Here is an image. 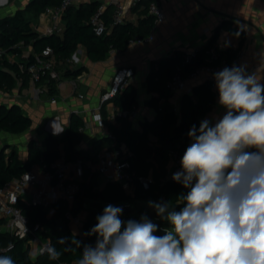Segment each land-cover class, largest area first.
<instances>
[{"label": "trees", "instance_id": "trees-1", "mask_svg": "<svg viewBox=\"0 0 264 264\" xmlns=\"http://www.w3.org/2000/svg\"><path fill=\"white\" fill-rule=\"evenodd\" d=\"M61 0H28L23 7L14 12L0 16V89L10 92L18 83L21 86L29 84L30 76L26 71L20 70L18 63L24 60L23 48L30 47L29 55L25 58L31 61L35 54L41 53L46 46L52 48L57 61V68L62 71V77L75 78L85 69L83 65L76 64L70 67L67 59L71 58L79 46H83L87 58L90 61L104 60L110 50H125L133 39H142L147 36L153 26V16L148 12V3L151 0H139L132 9L138 16L135 22L124 20L119 24L111 25L112 6H105L101 18L108 26L103 34H96L90 18L100 4L99 0H89L77 5L68 6L63 15V29L61 33H48L41 35L32 26V20L37 18L48 6H57ZM141 8H138L140 7ZM240 37L243 32L238 29ZM207 47V46H206ZM205 47V48H206ZM197 49L188 61L185 60V51L176 50L171 56L159 59L151 64L147 84L153 92L148 104L154 109V116L140 122L136 128L130 117L120 114L124 109H131L137 102V94L134 85L127 82L123 88L115 94L111 101L114 103V116L108 122V133L114 136L112 139L107 134L100 141H96L87 148L80 147L81 133L79 128L85 122L81 115L72 113L68 125L61 135L46 134L44 147L42 148L35 139L31 138L27 143V157L24 162L18 159V152L12 148L8 153L0 150V187L7 181L20 177L31 166L37 165L41 169H48L49 164L60 158L68 162L80 160L83 166L82 179L78 181L79 188L72 201L58 198L52 203L49 210L40 205L17 200V206L26 219L30 232L24 238H18L1 226L5 219L0 216V255L11 256L15 264H75L80 258L82 247L79 248L73 241L79 240L82 244L89 241L95 243V236H86L96 223V217L103 213L108 204L120 206L128 205V211H124L122 220L136 219L142 214L134 211L131 204H137L139 200L152 199L154 201L177 202L180 193L186 192L183 187L172 181H162L167 173V161L169 154L174 149L185 150L190 143L187 133L195 124L199 127L200 118L208 113L215 102L216 92L208 80L195 83L190 93H184L180 110L176 111L169 103L173 95L168 81L172 74L179 70L183 76H187L198 66L206 63H215L217 60L206 58L204 49ZM237 49V48H236ZM236 49L225 47L219 50V56L231 58ZM9 56H14L9 59ZM55 82L48 83L47 93L54 95L57 91ZM105 104L100 105L101 117L105 120ZM116 122V123H115ZM32 124V119L24 113L17 103L5 104L0 102V131L9 134H19L27 130ZM123 143L130 151L128 157L136 185L131 192L125 191L120 183L106 181L98 185L96 180L97 152L100 147L114 148ZM151 174L153 181L147 189H144L137 181L138 177ZM179 210V207L176 208ZM85 211L84 236L74 232L69 224L67 213L75 215ZM133 214H132V213ZM37 226V227H36ZM41 237L56 247L61 252L58 260H51L45 255H30L29 241ZM61 237L69 238L68 244L57 243ZM9 244L13 245L11 251H6ZM69 250L65 251V248Z\"/></svg>", "mask_w": 264, "mask_h": 264}, {"label": "clouds", "instance_id": "clouds-1", "mask_svg": "<svg viewBox=\"0 0 264 264\" xmlns=\"http://www.w3.org/2000/svg\"><path fill=\"white\" fill-rule=\"evenodd\" d=\"M213 79L225 111L187 133L190 143L172 175L186 192L175 204L148 201L168 227L147 214L122 220L123 208L108 204L85 233L95 243L73 241L82 247L75 264H264V83L235 64ZM45 254L61 256L51 241L30 253ZM0 264L15 261L0 255Z\"/></svg>", "mask_w": 264, "mask_h": 264}, {"label": "crops", "instance_id": "crops-1", "mask_svg": "<svg viewBox=\"0 0 264 264\" xmlns=\"http://www.w3.org/2000/svg\"><path fill=\"white\" fill-rule=\"evenodd\" d=\"M27 1L18 0V4H15L16 0H0V16L14 12L19 8L17 5L23 7ZM99 1L106 6L109 5L108 0ZM122 1L126 7L124 20L135 22L138 16L137 11L132 9L129 0ZM158 1L165 18L153 30L151 29V40L130 43L123 51L110 50L107 57L101 61H90L84 47H78L75 52L78 60L76 64L83 65L85 69L73 78L76 87L73 86L72 78H66L64 84L57 89L54 95L47 93L39 99L33 97L31 82L24 86L18 83L7 94L0 92L1 103H17L22 111L32 119L31 126L22 133L3 132L4 137H8L4 143H0V146L6 144L9 151L15 148L19 161L24 162L27 157L28 140L35 139L43 148L46 134L50 131L62 130L63 132L72 113L81 115L85 122L84 129L80 132L79 146L87 148L96 141H100L109 132L107 125L113 119L112 112L115 106L112 101L105 105V120L101 114L100 119L94 116L91 110L99 106L101 93L110 86L113 73L122 65H130L134 68V74L129 82L136 89L137 102L133 106L134 116L130 119L133 126L139 128L140 122L152 118L155 112L148 104L153 94L147 84L151 64L171 56L176 50L195 51L207 45H220V49L242 48L244 56L238 66L245 65L249 74L255 73L257 78L264 83V0ZM138 8H141V5ZM50 25L51 19L46 15L40 14L32 20V26L40 34H43ZM238 29L242 30L243 37H240ZM23 49L28 51L30 47ZM199 81L201 80H188L184 90L174 92L169 98V103L176 111L180 110L183 94L190 93L192 86ZM213 88L216 92L214 105L200 118V121L224 114L225 110L218 104L216 87ZM104 147H100L98 151ZM8 152L4 151V153ZM34 170L40 172L41 168L35 165ZM96 180L98 185L106 182L105 177L98 173ZM27 196V194L24 195L22 199L28 201ZM1 229L4 230V225ZM43 240L45 239L36 237L29 241V252L38 249Z\"/></svg>", "mask_w": 264, "mask_h": 264}, {"label": "built area", "instance_id": "built-area-1", "mask_svg": "<svg viewBox=\"0 0 264 264\" xmlns=\"http://www.w3.org/2000/svg\"><path fill=\"white\" fill-rule=\"evenodd\" d=\"M86 1L89 0H61L57 6L46 7L41 15L50 17L51 25L44 33H61L63 29L62 15L65 9L70 5H77ZM137 1L139 0H129L131 5H135ZM108 2L109 5L112 6L111 25L123 22L126 12L124 2L122 0H108ZM105 6L106 4L100 3L90 18V22L96 34L99 35L108 30V26L101 18V13ZM148 12L153 16V30L165 18L163 9L158 0H151L148 3ZM151 31L144 38L133 39L130 43L151 40ZM220 47V45H207L204 49L206 58L209 60L216 59L217 61L215 63L202 64L191 71L187 76H183L179 70L175 71L168 81L171 92L174 93L184 90L188 80H208L214 87L215 81L213 79V73L222 70L224 67H231L234 64L238 66L244 56V50L238 48L231 58H227L225 56H219ZM3 53V50L0 49V56ZM192 54H194V51L185 52V60L188 61ZM28 55V51L22 54L24 60L19 62L18 66L20 70L26 71L29 74L31 91L34 98L39 99L42 95L47 94L48 83L51 80L55 82L57 88L64 84L66 78L62 77V71L56 66L57 61L51 47L46 46L42 49L41 53L35 54L31 61L25 59ZM13 58L14 56H9V59ZM77 62L78 60L75 57V53L71 58L67 59V63L70 67H73ZM133 74L134 68L130 65H122L115 70L111 78L110 86L100 95L99 106L91 110L94 116L100 119V105L111 103L110 99L123 88ZM72 83L73 86L76 87L73 78ZM0 92L2 94L8 93L2 89H0ZM81 96L82 95H80V97ZM119 113L131 118L134 116V109H124ZM113 116L114 111L112 112V118ZM83 129L84 126L80 127L79 131L82 132ZM108 134L114 139L111 133ZM184 151L185 150L174 149L170 152L166 164L167 173L162 181L172 180L173 173L180 170V159ZM129 156L130 151L123 143H119L112 149L107 147L101 148L97 152L96 171L99 175L104 176L106 181L118 182L125 191L131 192L136 185V180L133 177L131 164L128 159ZM34 166L35 165L31 166L20 177L13 178L0 187V216L5 219L3 224L4 230L9 231L18 238H24L30 232L26 219L16 204L19 198H23L24 195L27 194V200L29 202L40 204L52 213V203L58 198H65L69 202L73 200L79 188L78 181L82 179L83 166L80 160L68 162L64 157H60L52 161L48 169H41L40 172L34 170ZM137 181L144 189H147L152 183L153 177L151 174H148L138 177ZM67 216L71 229L77 234L84 236L85 211L75 215L67 213ZM158 225H160L161 228L168 227L164 224ZM48 242L47 240H43L40 246ZM88 244L94 243L89 241Z\"/></svg>", "mask_w": 264, "mask_h": 264}, {"label": "rangeland", "instance_id": "rangeland-1", "mask_svg": "<svg viewBox=\"0 0 264 264\" xmlns=\"http://www.w3.org/2000/svg\"><path fill=\"white\" fill-rule=\"evenodd\" d=\"M15 4H18V0H16ZM17 6L21 7V5H17ZM3 7H4V6H3ZM23 51L26 52L24 49H23ZM59 122L62 123L61 121H59ZM7 137H8V136L4 137V133H3L2 131H0V143H4V142L7 140ZM0 148L4 149V151H7V152L9 151V150H7V145H6V144H1ZM148 201H154V200H152V199H143V200H139V201L137 202V204H135V203L133 202V204H131V205H132V207L135 208L134 211H138V210L140 211V208L145 207V209H144L143 211L146 212V214L149 216L150 219L153 220L154 223H157V224H164V225L168 226L167 222H166V221H162V220H160V218L157 217V215H156L154 209H152V208H150V207L148 206ZM139 211H138V212H139ZM131 213H132V212H131ZM133 213H134V212H133ZM133 213H132V214H133ZM123 214H124V213H123ZM122 216H123V215H122ZM122 216H121V218H122ZM139 218H140V217H138V220H139ZM157 235H158V234H157Z\"/></svg>", "mask_w": 264, "mask_h": 264}, {"label": "water", "instance_id": "water-1", "mask_svg": "<svg viewBox=\"0 0 264 264\" xmlns=\"http://www.w3.org/2000/svg\"><path fill=\"white\" fill-rule=\"evenodd\" d=\"M41 35H46V34L43 33V34H41ZM185 93H186V92H185ZM111 99H112V98H111ZM111 99H110V100H111ZM104 104H105V103H104ZM50 133H51V134H54V135H61V134H62V130H59V131H57V132H55V131H50ZM129 208H130V207H129L128 205H124V206H123L124 211H128ZM156 234H158V235H164L163 231H160V230H158Z\"/></svg>", "mask_w": 264, "mask_h": 264}, {"label": "bare ground", "instance_id": "bare-ground-1", "mask_svg": "<svg viewBox=\"0 0 264 264\" xmlns=\"http://www.w3.org/2000/svg\"><path fill=\"white\" fill-rule=\"evenodd\" d=\"M53 129V128H52Z\"/></svg>", "mask_w": 264, "mask_h": 264}]
</instances>
